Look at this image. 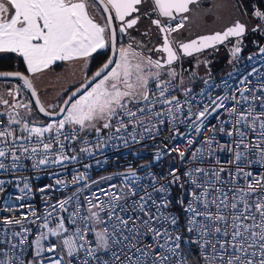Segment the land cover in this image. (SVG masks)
I'll return each instance as SVG.
<instances>
[{"label":"snow or ice","instance_id":"obj_1","mask_svg":"<svg viewBox=\"0 0 264 264\" xmlns=\"http://www.w3.org/2000/svg\"><path fill=\"white\" fill-rule=\"evenodd\" d=\"M97 2L106 14L103 17L104 23L98 22L89 13V0H0V52L18 54L23 58L29 73L43 72L57 61L83 60L86 67L97 50L110 48L112 51L107 62L91 77L86 76L84 82L63 100L62 105L46 107L29 76L20 72L0 73V76L21 80L23 87L31 91L40 113L50 117L62 116L43 127L30 126L21 112L17 111L25 109L26 114L30 115V103L16 102L9 105L8 100L0 97V104L9 105L13 109L8 113V126L0 128V145H3L0 146V158H6L11 152V168L22 167L19 163L22 158L32 160V167L35 169L76 160V156L65 154L64 141H76L80 139L81 133L86 136L94 131L97 135V149L114 139L122 141L125 145L129 139L138 143L134 134L137 126L144 127L148 132L156 127L155 124L146 127L147 116H138V113L147 112L149 116L160 117V112L153 113L151 110L155 103L171 105L176 101L177 110L181 107L176 96L171 99L165 96L171 80L179 75L173 67L174 62L178 61L181 55L191 56L222 43L229 37H240L246 30L244 24L237 22L222 33L216 32L196 40L180 42L171 34L184 27V21L188 17L183 14L189 12V6L198 3V0H154L153 11L158 17L167 18L168 22L164 23L160 18L151 21L162 34L163 43L149 51L167 54L166 59H153L143 51L137 50V47L142 48V45L134 47L130 43L117 47L114 21L120 22V33L133 28L139 16L126 18L139 12L137 6L143 0ZM254 15L264 19L262 11L256 10ZM178 17L179 22L173 26L171 22ZM240 51L239 47H234L232 53L235 55ZM260 51L264 52V48ZM165 70L169 79L162 81L160 78ZM150 81L157 82L155 87L159 90V97L153 94L150 98ZM16 91H19V88ZM240 91L243 102L247 103L249 98L243 96V92L248 89ZM8 94L14 95L12 91ZM228 99V96L209 97L208 103L196 113H192L189 108L188 119L192 120L195 116L192 127L196 133L204 130L205 137L201 146L192 152L188 163L199 162L203 165L205 160L212 161L208 167H188L183 173L185 180H181L178 168H171L167 176L159 178L148 171V185L141 184L140 181L144 177H141L136 169L129 167L126 173L120 174L122 179L119 184L109 183L107 188H98L97 192L84 198V205H81L77 195L80 189L72 196L52 205L53 210L58 206L61 212H68L67 219L71 224L75 225L77 220H80L85 225L84 229L77 227L71 235L61 240L63 248L67 250V256L73 257L83 250L85 258L81 264H90L89 257L96 264H187L183 259L172 260V257L179 256L182 251L183 230H186L195 237L189 242L199 246L205 264H264V176H254L253 172L246 170L247 166L253 163L264 166V103L260 105V112H256L252 104L241 111L238 107L241 100H237L233 95L231 99L235 104L227 108L224 102ZM142 102L144 106L136 107L135 110L129 106ZM56 107H59L58 112L48 110ZM220 109L227 114V119H221L218 111ZM168 112L171 114L169 122L174 121L176 117L172 109L169 108ZM210 117L216 119L219 126L208 127ZM114 120L115 126L112 123ZM159 123L163 124L164 120H159ZM12 124L20 125L21 132L27 135L15 136L10 130ZM129 125L133 127V132L127 133V136L122 135L127 132ZM225 125L231 127L226 128ZM66 128L68 131H65ZM113 128L114 131H111ZM105 129L110 130L109 134L101 140L100 134ZM45 133L51 134L47 141L44 139ZM214 134L226 135L231 138V142L221 144ZM250 136L254 139H250ZM9 137L12 148L8 147ZM33 137L35 143H32ZM18 141L27 143H17ZM82 143L80 152L91 154L92 148L88 146V140L85 138ZM186 143L191 146L194 141L187 138ZM54 145H59V150L53 151ZM17 150L21 155L16 154ZM218 151L233 154L227 163L235 166L234 171L226 168L219 159H213ZM172 152L178 153L183 162L186 153L178 146L168 148L167 153L157 150L154 159L159 160L164 154L170 155ZM250 153L256 157L255 160L250 158ZM6 167L8 166L0 160V169ZM140 167L150 168V164ZM225 173L226 175H222ZM113 178L101 177L92 183L98 185L101 181H111ZM84 179L83 174H77L72 182L79 183ZM158 179L166 180L167 183H158ZM3 183L4 181L0 180V185ZM63 184L64 180L56 179L54 184L39 190L44 192L55 185ZM185 184L190 187L185 189ZM173 185H178L181 189L176 204L186 214L183 230L179 223L180 217L168 211L172 206L170 196ZM25 189L30 190L27 182L21 192ZM2 190L0 188V191ZM185 192L188 196L187 203L184 199ZM73 203L75 207L69 212L67 206ZM84 212L87 215L82 214ZM102 213L105 215L102 216ZM48 215L51 216L52 213L49 212ZM12 222L4 221L6 224ZM14 222L21 223L20 220ZM95 224H104L105 227L97 231ZM41 227L47 229V232H41L32 241L36 256H40L45 250L49 253L56 251L57 244L44 248L42 242L48 239L49 234L52 237H61L68 231L62 216L58 218L54 228L49 227L47 222ZM88 232L94 234L95 247L90 246L92 242L88 239ZM14 235L21 236V233ZM25 240L27 237L21 236V243ZM101 251L105 253V257L97 255ZM48 259L50 264H64L63 256L60 259ZM0 264L5 262L0 261ZM29 264L33 262L29 261ZM68 264H71V261H68Z\"/></svg>","mask_w":264,"mask_h":264},{"label":"built area","instance_id":"obj_2","mask_svg":"<svg viewBox=\"0 0 264 264\" xmlns=\"http://www.w3.org/2000/svg\"><path fill=\"white\" fill-rule=\"evenodd\" d=\"M168 21L166 20L165 23ZM179 21H172L174 26ZM175 33H172L173 36ZM264 46L257 50L249 52L241 60L236 62L231 66V68L223 75L220 76H207L202 79L199 83L193 86H182L179 82L171 80V85L169 86L168 92L165 94L167 99H171L172 96H176L180 109L176 108V101H173L171 105H165L161 103H155L151 106L153 113L160 112L162 115L156 117L155 115L149 116L146 113H138V116H147L145 120V126L150 127L155 124L156 127L152 129L151 132L145 131L144 127L137 126L134 134L137 137L138 143H133L131 139L127 145H125L120 140H112L105 144L103 147L97 149L95 147L97 143L96 133L89 136H84L83 133L80 134V139L76 141H64L65 143V154L68 156H76V160H67L62 164L41 166L40 169H35L32 167L33 161L30 159H21L19 161L22 167L11 168L12 163L11 152L8 153L6 158H0L6 166L5 169H0V180L4 183L0 185L3 190L0 191V261H4L5 264H29L33 253L32 241L40 235L41 232L47 230L41 227L45 222L48 223L49 227H53L58 223L59 217L65 218V227L68 229L67 232L63 233L61 237H57L49 240L44 244L46 249L50 244H57L58 247L55 252L49 253L46 250L44 254L36 257L33 264H50L49 257L60 259L61 256L64 257V264H81V261L85 258V252L81 250L78 254L73 257L67 256V250L63 248L61 240L71 235L77 227L84 229L85 225L80 220H77L76 224H71L68 219V212H61L57 206L53 210L52 205H56L59 200L66 199L77 192L81 205H84V198L91 196L93 192H97L98 188H107L109 183L119 184L122 176L121 173H126L129 167L136 169L141 177H144L140 183L143 185H148L150 183L147 177L148 171L153 172L159 178L161 176H167L171 168L180 169L179 175L181 180L186 178L183 173L188 167L203 166L208 167L212 161L205 160L203 165L199 162L195 164H189L192 152L196 148L201 146L202 141L205 137V132L202 130L201 133H196L192 127V120L188 119L189 108H191L192 113H196L198 110L203 108V105L208 103V98L216 96H228L229 99L225 101V106L231 108L235 101L231 99L234 95L237 100H241V104L238 105L239 109L243 111L249 104L255 106V111L260 112L262 109L260 107L261 103H264V52L260 50ZM163 80H168L169 78L161 77ZM156 81H153L150 86V98L154 94L159 97V90L155 87ZM247 88L248 91L243 92V96L248 97V102L244 103L241 98L242 89ZM186 89L190 91H185ZM256 97L257 99H253ZM135 110L136 107H143L144 102L139 105H129ZM172 109V113L175 114L176 119L169 122L171 119V114L168 109ZM221 119H227V114L223 109L218 110ZM127 119V118H125ZM163 119L164 123H159V120ZM116 121H113L115 126ZM208 127L212 125L219 126V122L214 118H209L207 122ZM8 126V122L0 120V128ZM226 128H230V125H225ZM12 131V127L10 126ZM65 131H68L66 128ZM110 130L101 132L100 139L104 140ZM114 131V128L111 130ZM133 127L128 126L127 132L122 133V135L127 136V133H132ZM15 135V134H14ZM27 134L20 135L26 136ZM51 134H44V139L50 137ZM121 135V134H117ZM215 139L221 144H228L231 142V138L223 134H214ZM19 136V135H15ZM87 139L89 142V147L92 148L91 154H86L80 152V148L83 146V140ZM187 138H191L194 143L188 146L186 143ZM250 139L254 137L250 136ZM9 139L8 147L12 148L11 137ZM63 139V137H61ZM17 143H27L26 141H18ZM32 143H35V137H33ZM167 145V148H165ZM3 146V145H0ZM173 146H178L181 150L185 151V157L183 162L178 156V153L172 152L170 155L164 154L161 159H154V154L157 150H161L167 153L168 148ZM59 150V145H54L53 151ZM16 154L21 155L20 151H16ZM232 153L228 151H218L213 159H219L221 163L233 171L235 166L228 164L227 161L232 159ZM250 158L255 160L256 157L249 154ZM150 164V168H142L141 165ZM88 165V167H85ZM246 170L253 172L254 176L261 175L264 176V166L259 163H253L247 166ZM55 173V175H51ZM77 174H83L85 176L84 180L79 183H73V177ZM222 175H226L222 174ZM113 176L111 181H101L98 185L93 184L92 181L100 180L101 177ZM56 179H62L65 181L63 185H55L54 188L48 189L41 192L39 189L44 188L46 185L54 184ZM27 182L30 185V190L25 189L21 192L24 183ZM158 183H167L166 180H159ZM243 183V181H240ZM190 187V185L185 184V189ZM59 189V190H57ZM151 189H149L150 191ZM159 194H157L158 196ZM181 195V189L178 185H173L171 188L172 206L168 209L180 217L179 223L181 229H184L185 216L186 214L182 211L179 205L176 204V200ZM19 197V199H17ZM185 203H187V192L184 193ZM68 207V211L71 212L75 204H71ZM35 212V215H33ZM51 212L52 215L49 216L48 213ZM87 215L86 212L82 213ZM102 216L105 214H101ZM106 218V217H105ZM5 220L13 221L12 223H4ZM20 220L21 223L17 224L14 221ZM93 225H90V227ZM95 229L98 231L105 227L104 224H95ZM24 229H28L25 232ZM15 233H21V236H26L27 240L21 243V236L14 235ZM88 239L92 242L90 246L95 247V237L92 232H88ZM184 240L182 241L179 256L172 257L173 261H178L183 259L190 264L189 256L187 252V246H193L197 250V254L201 259V264H205L203 257L200 254L199 246L196 243L189 242L194 240L195 237L183 230ZM13 245H17L13 247ZM98 256L105 257L104 252H98ZM90 264H96V262L91 261Z\"/></svg>","mask_w":264,"mask_h":264},{"label":"rangeland","instance_id":"obj_3","mask_svg":"<svg viewBox=\"0 0 264 264\" xmlns=\"http://www.w3.org/2000/svg\"><path fill=\"white\" fill-rule=\"evenodd\" d=\"M88 10L92 16L99 17L104 23L101 11L91 0H89ZM256 10L264 12V6L254 5L250 11H245L244 9L238 7L236 0H210V2H207L204 5L201 4L198 10L190 12L188 14V20L184 23V27L172 36L175 39L180 38V40H187L200 34L222 30L225 27L233 25L237 22H241L246 25L247 30L254 25V29L260 27L262 31H258L257 34L255 32H249L247 35H242L240 37L233 36L220 45L200 51L191 56H181V58L173 64V67L176 69L179 75L172 80L179 82L185 87L193 84L196 80L204 79L214 72H216L215 74L217 76L218 74L220 76L223 68L232 66L238 62L241 55L247 52L245 51L246 48L255 45L260 40V36L263 37L262 46H264V19L258 18L254 15ZM138 28L140 29V27ZM157 37L158 33L155 30L147 32V34H144V36L141 35L140 32L136 33L134 30H129L125 35L122 45L127 46L130 43L133 44L134 47H137L138 44L142 45L143 47H137V50L143 51L145 55L149 56L150 53H153V51L149 50L153 49V44L155 43ZM234 47H239L241 51L233 55L232 50ZM6 53L10 52H0V55ZM156 55L160 57L161 54L156 52ZM56 65H58L61 69L58 71H49L43 75L41 79L28 72L42 102L46 107L49 105H61L60 102L64 94L75 85H79L84 82L86 76L89 77L91 75H89L91 68L88 66V64L85 67L81 62L60 61L52 65L51 69H54ZM166 71L167 70H165V73L161 77L169 78L166 74ZM151 82L152 81H150L149 84ZM17 88H19V91H16ZM9 91H12L14 95L10 96L8 94ZM0 97L8 100L9 105H12L16 102L30 103V115L26 114L27 110L25 109H17V111L21 112L22 116H24V119L29 123L30 126L43 127L53 121L43 117L37 110L35 111L30 98L27 97L26 93L24 92L22 82L20 83L17 80H0ZM9 105L0 104V116H5L7 121L8 113L13 111ZM58 108L59 107L54 109L49 108V110L56 111ZM12 125L17 128L16 129L14 126L12 127V131L15 135L20 136L27 134L21 132L20 125ZM104 131H107V129L102 130V132ZM94 133V131L89 132L86 136ZM55 226L51 228H54ZM43 232H47V230H44ZM54 238L57 237H52L49 234L48 239L42 242L43 245ZM35 252L36 249L33 245V253L30 260L32 262L35 261L36 257H39L35 255ZM43 254L44 252L41 253V255Z\"/></svg>","mask_w":264,"mask_h":264},{"label":"trees","instance_id":"obj_4","mask_svg":"<svg viewBox=\"0 0 264 264\" xmlns=\"http://www.w3.org/2000/svg\"><path fill=\"white\" fill-rule=\"evenodd\" d=\"M93 1V0H91ZM237 1V5L239 8H242L244 9L245 11H250L254 5H259V6H264V0H236ZM94 2V1H93ZM95 3V2H94ZM97 5V4H96ZM98 7V5H97ZM99 8V7H98ZM99 10L101 11L103 17H104V14L101 10V8H99ZM254 25L251 26L250 29L247 30L246 28V31L243 35H247L249 32H255L257 34L258 31H262V29L260 27L257 28L256 31H253L254 29ZM138 27H135V28H132L133 30L136 29ZM128 32V31H127ZM134 32H140V31H134ZM127 34V33H126ZM125 34V35H126ZM125 35H122L120 32L118 33V41H117V47H119L120 45L123 44L124 42V39H125ZM260 40L253 46H249L248 48H246L245 51H247L245 54L241 55L240 57V60L247 54L249 53V51H252V50H256V49H259L260 47H262V43H263V37L260 36L259 38ZM109 53H110V48H106L104 51L102 52H99V53H96L95 55L92 56V60L95 61L94 65L92 66V68L90 69V74H92L109 56ZM231 66H228L226 68H223V70L221 71V74L220 75H223L225 74L229 69H230ZM55 70L59 69V66L56 65L54 67ZM0 71H21L23 72L24 74L28 75L29 77H31L27 71V66L26 64L24 63L23 61V58L20 57L18 54L16 53H6V54H3V55H0ZM216 72H214L213 74H210L208 76H217L215 74ZM219 76V74H218ZM11 81V80H9ZM18 82H22L20 80H17ZM201 80H196L193 84L189 85V86H193V85H196L197 83H199ZM23 83V82H22ZM77 85H75L74 87H72L67 93L64 94L62 100L60 103H62V101L64 100V98L66 97V95L76 87ZM24 88V87H23ZM24 92L26 93V96L30 98L31 102H32V106L35 108L34 104H33V101H32V98L30 96V93L29 91L24 88ZM35 111H36V108H35ZM0 120L2 121H7V118L5 116H0ZM14 125H12L11 127H13ZM15 127V126H14ZM16 128V127H15ZM17 129V128H16ZM187 252H188V256H189V262L190 264H201V259L199 258L198 254H197V250L195 249V247L193 246H187Z\"/></svg>","mask_w":264,"mask_h":264},{"label":"flooded vegetation","instance_id":"obj_5","mask_svg":"<svg viewBox=\"0 0 264 264\" xmlns=\"http://www.w3.org/2000/svg\"><path fill=\"white\" fill-rule=\"evenodd\" d=\"M207 2H210V0L207 1ZM207 2H205L204 4H206ZM95 4H96V2H95ZM204 4H202V5H204ZM98 7H99V6H98ZM138 7H139V12H137V13H133L132 16L127 17L126 19H131L132 17L139 16V22H138V24L135 25L133 28H135V27H140V34L143 35V36H144L145 33L149 32V31H152V30L157 31V33H158V37H157V39L155 40V43L153 44V45H154V46H153V49H155L157 46L162 45L163 41H162V38H161V35H160V32H159V29H158L155 25H153V24L151 23V21H152L153 19L160 18V19L165 23V21L167 20V18L158 17L157 13H156L155 11H153V7H154V1H153V0H146L145 2L141 3ZM99 8H100V7H99ZM196 8H199V6L196 7ZM196 8H195V9H196ZM192 11H194V10H191V11H189V12H187V13H184L183 15L188 17V14H189L190 12H192ZM179 19H180V18L178 17V18H177V21H179ZM187 20H188V19H187ZM187 20H186V21H187ZM186 21H184V23H185ZM129 30H133V29L131 28V29H128V31H129ZM222 30H223V29H222ZM222 30H220V31H222ZM179 31H180V30H179ZM216 31H217V30H216ZM210 33H212V32H210ZM204 34H207V33H204ZM200 35H202V34H200ZM198 36H199V35H198ZM194 37H196V36H194ZM194 37L189 38V39H187V40L193 39ZM176 40H178V41H180V42H182V41H187V40H180V38H176ZM156 52H157V51H154V50H153V53H150L149 56H151L153 59H161V60L165 59V53H163V52H159L161 55H160V57H158V56L156 55ZM181 56H184V55H181Z\"/></svg>","mask_w":264,"mask_h":264},{"label":"water","instance_id":"obj_6","mask_svg":"<svg viewBox=\"0 0 264 264\" xmlns=\"http://www.w3.org/2000/svg\"><path fill=\"white\" fill-rule=\"evenodd\" d=\"M94 2H96V4L101 8V10H102V12H103V8H102V6L97 2V0H93ZM146 0H143V2H145ZM154 1V0H153ZM207 1H209V0H198V3H196V4H192V5H190L189 6V8H190V11L192 10V9H194V8H196V7H198V6H200L201 4H204L205 2H207ZM142 2V3H143ZM139 6V5H138ZM137 6V7H138ZM139 8V7H138ZM103 14H104V16L106 15L104 12H103ZM136 17V16H135ZM133 18V17H132ZM175 21H177V20H175ZM138 22H139V20H138ZM138 22H137V24H138ZM239 23H241V22H239ZM136 24V25H137ZM241 24H243V23H241ZM234 25V24H233ZM233 25H229V26H227V27H225L222 31H220V30H217V31H214V32H212V33H207V34H202V35H199V36H196V37H194L193 39H190V40H187V41H182V42H188V41H191V40H196L198 37H201V36H207V35H212V34H214V33H216V32H223V31H225L227 28H229V27H232ZM135 26V25H134ZM133 26V27H134ZM246 26V25H245ZM114 27H115V29H116V32H117V41H118V33L120 32L119 31V28H120V22L119 21H114ZM127 31H128V29L126 30V32L125 33H121L122 35H125L126 33H127ZM245 32H246V30H245ZM244 32V33H245ZM160 35H161V38H162V34L160 33ZM233 37V36H232ZM229 38H231V37H229ZM228 38V39H229ZM227 39V40H228ZM227 40H225V41H227ZM162 41H163V39H162ZM225 41H223L222 43H224ZM222 43H217V44H215V45H213V46H211V47H214V46H216V45H220V44H222ZM211 47H208V48H205V49H203V50H207V49H209V48H211ZM202 50V51H203ZM193 54H195V53H193ZM112 55V51H111V49H110V53H109V56H108V58L89 76V77H91L97 70H99L100 68H101V66L104 64V63H106L107 62V60L109 59V57ZM166 53H165V59H166ZM184 56H186V55H184ZM175 63V62H174ZM2 72H20V73H22V74H24L23 72H21V71H0V73H2ZM24 75H26V74H24ZM28 76V75H27ZM30 78V77H29ZM31 79V78H30ZM0 80H19L18 78H16V77H6V76H0ZM21 81V80H20ZM153 82V81H152ZM151 82V83H152ZM83 83V82H82ZM81 83V84H82ZM150 83V84H151ZM34 84V83H33ZM81 84H79V85H77L74 89H72L67 95H66V97L64 98V99H67L68 98V96H70L71 95V93L77 88V87H79ZM150 84H149V86H150ZM34 87H35V85H34ZM36 88V87H35ZM28 90V89H27ZM37 90V89H36ZM29 91V93H30V96H31V98H32V101H33V104H34V106H35V108H36V110L39 112V110H38V108H37V106L35 105V98H33L32 97V95H31V91L30 90H28ZM38 92V91H37ZM39 95V94H38ZM41 99V98H40ZM63 104V101H62V103H61V105ZM49 110V109H48ZM50 111V110H49ZM59 111V108H58V110H56V112H58ZM40 113V112H39ZM43 117H45L46 119H49V120H58V119H60L62 116H55V117H50V116H45L43 113H40Z\"/></svg>","mask_w":264,"mask_h":264},{"label":"crops","instance_id":"obj_7","mask_svg":"<svg viewBox=\"0 0 264 264\" xmlns=\"http://www.w3.org/2000/svg\"><path fill=\"white\" fill-rule=\"evenodd\" d=\"M97 6V5H96ZM192 10H198V8H194V9H192ZM89 11V10H88ZM94 17V16H93ZM98 22H100V23H103V21L99 18V17H94ZM134 31H140V29L139 28H136V29H134ZM105 49H100V50H97V52L96 53H99V52H102V51H104ZM96 53H93V55H95ZM92 55V56H93ZM92 56H91V58H92ZM89 59V61H88V66L90 67V68H92V66L94 65V63H95V61H93L92 59ZM58 62H60V61H57L56 63H58ZM71 62H81V63H83L84 64V61L83 60H74V61H71ZM55 64V63H54ZM54 64H52V65H54ZM52 65L48 68V69H46L45 71H43V72H40V73H36V74H32L33 76H37L39 79H41V77L43 76V75H45L47 72H49V71H58V70H60L61 68H59V69H57V70H55V69H51V67H52Z\"/></svg>","mask_w":264,"mask_h":264}]
</instances>
